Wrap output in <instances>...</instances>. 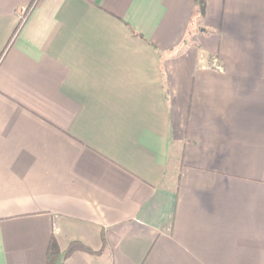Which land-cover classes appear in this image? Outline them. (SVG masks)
<instances>
[{"label": "crops", "instance_id": "1", "mask_svg": "<svg viewBox=\"0 0 264 264\" xmlns=\"http://www.w3.org/2000/svg\"><path fill=\"white\" fill-rule=\"evenodd\" d=\"M34 2L0 0V264H264V0Z\"/></svg>", "mask_w": 264, "mask_h": 264}, {"label": "trees", "instance_id": "2", "mask_svg": "<svg viewBox=\"0 0 264 264\" xmlns=\"http://www.w3.org/2000/svg\"><path fill=\"white\" fill-rule=\"evenodd\" d=\"M36 1L37 0H35L33 5L26 12L24 16V20L31 14ZM194 4H195L194 21H198L199 19L204 18L206 15L207 0H194ZM23 21L20 23V25L17 27V29L14 31L13 35L9 39L1 57H3L6 54V52L10 49V47L14 43L16 36L19 30L21 29ZM79 252L86 253V254H92V255L100 253V252L99 253L94 252L90 247L86 246L85 244L79 241L70 243L66 251L62 253L57 239L53 237L47 249V264H64L65 261L69 260L73 255Z\"/></svg>", "mask_w": 264, "mask_h": 264}]
</instances>
